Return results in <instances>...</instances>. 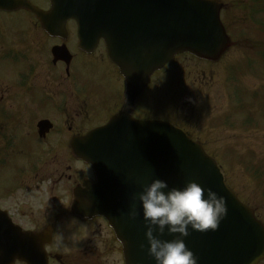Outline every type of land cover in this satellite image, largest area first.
Here are the masks:
<instances>
[{
    "label": "water",
    "instance_id": "1",
    "mask_svg": "<svg viewBox=\"0 0 264 264\" xmlns=\"http://www.w3.org/2000/svg\"><path fill=\"white\" fill-rule=\"evenodd\" d=\"M49 1V13L39 12L25 0H0V10L26 8L49 32L73 19L81 45L91 50L102 39L125 80L129 108L152 74L175 56L190 54L216 62L230 46L219 19L223 6L217 1ZM73 148L96 175V184L86 185L75 207L107 221L122 246L124 264H155L147 251L142 208L138 199L133 201L154 179L180 189L196 182L225 198L227 215L218 229L203 233L189 229L184 240L199 258L198 264H252L264 258V226L226 186L214 159L181 130L168 123L133 121L124 110L105 127L73 143ZM133 203L135 220L129 218ZM11 229L0 218V259L19 257L20 236ZM161 238L175 236L166 233Z\"/></svg>",
    "mask_w": 264,
    "mask_h": 264
},
{
    "label": "flooded vegetation",
    "instance_id": "2",
    "mask_svg": "<svg viewBox=\"0 0 264 264\" xmlns=\"http://www.w3.org/2000/svg\"><path fill=\"white\" fill-rule=\"evenodd\" d=\"M28 1L43 11L50 7L47 0ZM243 4V14L264 13V0ZM15 13L28 15L32 23L25 35L0 24V60L10 64L0 80V214L18 230L19 251L31 264H97L102 250L111 257L121 250L104 219L74 208L86 184L96 178L91 166L75 156L71 142L104 126L121 110L126 100L123 78L102 42L92 52L78 48L75 24L51 35L25 10ZM242 28L258 27L243 23ZM12 36L16 43L6 46L5 39ZM58 47H66L68 59L57 53L54 60ZM156 75L136 99L133 119L166 120L160 116L161 103L152 114L149 108L147 94ZM7 78L12 86L2 88ZM204 78L194 81L212 87ZM185 86L183 82L187 96L180 100H202ZM41 123L45 126L39 128ZM0 264L27 263L3 259Z\"/></svg>",
    "mask_w": 264,
    "mask_h": 264
},
{
    "label": "rangeland",
    "instance_id": "3",
    "mask_svg": "<svg viewBox=\"0 0 264 264\" xmlns=\"http://www.w3.org/2000/svg\"><path fill=\"white\" fill-rule=\"evenodd\" d=\"M240 12L238 15L231 16L234 21L231 27L233 32L230 34L234 41H238L236 43L237 46L229 52L222 63L208 65L197 63L189 57L183 56L177 59L174 64L167 67L164 72L156 75L147 96L149 98L151 114L161 103V109L164 113L160 116L177 125L179 123L191 134L192 138L200 140L204 144L206 152L218 161L227 183L239 193L243 200L250 205H254L259 211V216L264 220V199L261 197V188L253 183L250 172L247 170L252 155V161L257 163L255 165L261 171L264 166V72H259L262 68L257 67V59L254 55L256 52L251 50L248 42H246L244 50L239 48L243 43V39H258V36L254 32H245L244 34L243 32H239L243 25L240 19L244 17L242 12ZM27 23L29 24V21L25 15L12 14L7 15V17L0 16V24H5L10 33H13L12 31L18 28L24 31L22 33L25 35ZM15 43L16 38L12 36L7 37L4 44L12 46ZM11 53L12 51L8 52V54ZM1 54L2 51H0V56ZM3 60H0L1 81L5 78L4 73L8 70L7 63H1ZM235 71L239 72L238 78L241 83L242 93L245 90L248 94H257L256 101L248 102V97L244 95V101L242 102L247 116L250 115L253 120L250 125L244 128L247 131L240 133L242 134L239 138L241 142L214 143L217 138L214 139V135L209 132V126L226 124L233 129L234 127L236 129L244 127L241 124L245 119V114L241 113V115L239 114L240 112H235V101L229 87L230 80L232 79L230 73ZM202 75L205 76L203 79L205 83H212V87L199 85L198 82L194 81V79H201ZM210 77H214L213 82L210 81ZM183 82H186L187 86L185 87L189 94L203 93L205 101L209 103V107L206 103L200 102L194 105L188 103V99L186 100L187 102L185 99L180 100L181 97L185 98L187 96L181 87ZM12 83V80L7 78L3 82L2 88L11 86ZM207 107V112H200V108L206 109ZM213 107H222L224 109L222 111H212ZM212 113H214V117H201L195 123L199 116L210 115ZM227 135L226 138L228 139L232 138L234 134L230 132ZM102 251H100L102 256L99 258L97 264H117L119 262L120 257L119 259L116 255L111 257L110 252Z\"/></svg>",
    "mask_w": 264,
    "mask_h": 264
},
{
    "label": "clouds",
    "instance_id": "4",
    "mask_svg": "<svg viewBox=\"0 0 264 264\" xmlns=\"http://www.w3.org/2000/svg\"><path fill=\"white\" fill-rule=\"evenodd\" d=\"M137 199L145 222L148 255L155 264H198L199 258L184 242L190 235L189 229L201 233L216 231L227 215L225 198L196 182L180 189L154 179L133 197L134 202ZM137 215L133 203L129 218L135 220ZM166 233L175 238L162 239ZM252 264H264V258Z\"/></svg>",
    "mask_w": 264,
    "mask_h": 264
},
{
    "label": "trees",
    "instance_id": "5",
    "mask_svg": "<svg viewBox=\"0 0 264 264\" xmlns=\"http://www.w3.org/2000/svg\"><path fill=\"white\" fill-rule=\"evenodd\" d=\"M240 1V0H239ZM232 5H235L236 11L237 9H240L238 1L234 0V3ZM253 155L250 158L249 161V168L247 169L250 172V177L253 181V183L256 184V186L260 187L261 189V197L264 199V166L262 171L256 166L252 161ZM258 163H263V162H258ZM259 200V198H257ZM256 208V207H255Z\"/></svg>",
    "mask_w": 264,
    "mask_h": 264
}]
</instances>
